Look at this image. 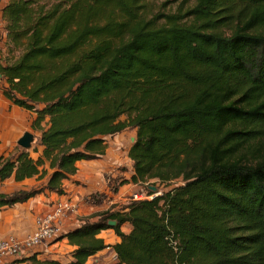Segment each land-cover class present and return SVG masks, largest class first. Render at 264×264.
I'll list each match as a JSON object with an SVG mask.
<instances>
[{
  "label": "trees",
  "instance_id": "trees-1",
  "mask_svg": "<svg viewBox=\"0 0 264 264\" xmlns=\"http://www.w3.org/2000/svg\"><path fill=\"white\" fill-rule=\"evenodd\" d=\"M172 4L8 0L2 8L3 48L17 55L0 60V90L34 115L42 152L33 159L17 146L0 156V182H47L0 194V209L64 195L76 163L103 157L107 138L127 129L135 130L132 174L118 186L178 182L63 233L75 247L69 262L16 263L87 264L109 248L118 264H264V0ZM109 229L114 245L97 237Z\"/></svg>",
  "mask_w": 264,
  "mask_h": 264
},
{
  "label": "crops",
  "instance_id": "crops-1",
  "mask_svg": "<svg viewBox=\"0 0 264 264\" xmlns=\"http://www.w3.org/2000/svg\"><path fill=\"white\" fill-rule=\"evenodd\" d=\"M0 36L5 41V32L1 15ZM33 119V114L11 104L0 90V156L7 157L13 152L18 146L17 142L22 135L25 132H30L28 130H31ZM38 137L39 133L36 132L35 141L37 144L35 143L34 146L32 145L30 149V156L33 159H37L42 152V147L38 145ZM34 148L37 150L36 152L32 151ZM110 162L108 152L103 157L96 160L79 161L76 163V175L63 182L64 195L58 196L45 192L29 199L25 203L0 209V240L9 236L22 239L30 234L35 228L36 217L49 212L52 209L53 203L60 199H69L76 208L73 213L66 215L62 219L61 226L63 233L76 228L93 215L104 211H113L115 208L108 210V207H100L98 203L95 204L94 200L90 202V200L84 198L86 195L98 191L104 194L101 198L106 197L107 200L111 198V195L118 193L119 189L123 187L117 185L118 187H116L117 189L115 191L112 185L118 179V176L112 179L110 176H104ZM46 182L47 179L39 180L36 177L17 182L13 177H8L3 182H0V194H11L21 190L26 191L33 187L43 186ZM94 219L95 218H93V220ZM124 226L126 227L125 231L122 230ZM130 228V225L125 224L121 227V231L127 234ZM97 237L103 239L108 245H114L119 242V239L111 229L101 231ZM74 249L75 247L69 245L66 239H58L56 242H51L46 246L38 247L32 252H29L23 259H27L34 255L36 260L39 261L53 260L67 263L72 260V252ZM108 253L111 254L112 260L117 261L114 252L107 248L93 257H90L87 264L91 259H93L96 264H103L104 262L101 261V258ZM18 261L19 260L11 262L7 260L6 264H30L29 262L16 263Z\"/></svg>",
  "mask_w": 264,
  "mask_h": 264
},
{
  "label": "rangeland",
  "instance_id": "rangeland-1",
  "mask_svg": "<svg viewBox=\"0 0 264 264\" xmlns=\"http://www.w3.org/2000/svg\"><path fill=\"white\" fill-rule=\"evenodd\" d=\"M7 1L8 0H0V12L2 8L4 7V5L7 3ZM151 1L156 6L166 1L173 2L171 6H172V10H174L175 6L182 0H151ZM3 46H4V40L0 36V60H5L7 62V60H10L12 56L17 55L16 53L14 55H11L5 48H3ZM1 85L2 84L0 83V86ZM28 131H30L32 134L31 146L32 145L34 146V144L36 143L35 141L36 131H32V130H28ZM134 137H135V130L127 129L121 132L120 134L107 138L106 153L108 152L109 160L111 162L109 163L108 170L106 171L104 176H110L111 179L118 176V179L112 185L113 188H116L117 185L120 184V181L129 179L132 173V165H131L130 160L127 157V153H128L129 147L131 146L133 142L132 139H134ZM177 184L178 182L174 184H166V185L162 184L161 185L159 183H154V181H150L145 184H139V185H132L129 183L121 187L118 193L111 195V198L107 199L108 201L106 200V197L101 198V196H103L104 194L98 191L91 193L89 195H86L84 198L87 200H90V202L94 200L95 204L98 203L100 207L101 206L105 208L108 207V210L114 209V208L118 209V208L125 206L129 201H131L133 196H137L136 200L148 199L147 197H150L148 193L149 191H151L150 189L151 187H154L156 189L155 195H154L156 196V195L161 194L164 191L165 192L168 191L169 189L176 186ZM125 229L126 227L124 226L122 230L125 231ZM53 242H56V240H54ZM101 261L104 262L103 264H118L117 261L112 260V256L110 253L103 256L101 258ZM88 264H96V262H94L93 259H91L89 260Z\"/></svg>",
  "mask_w": 264,
  "mask_h": 264
},
{
  "label": "built area",
  "instance_id": "built-area-1",
  "mask_svg": "<svg viewBox=\"0 0 264 264\" xmlns=\"http://www.w3.org/2000/svg\"><path fill=\"white\" fill-rule=\"evenodd\" d=\"M153 196L147 197L149 200ZM133 196L132 200H136ZM139 200V199H138ZM76 210L75 205L69 199H60L53 203L49 212L37 216L34 230L22 239L9 236L0 240V264H6L7 260L15 262L23 258L29 252L38 247L58 240L63 234L62 219ZM117 260V258L115 257Z\"/></svg>",
  "mask_w": 264,
  "mask_h": 264
},
{
  "label": "water",
  "instance_id": "water-1",
  "mask_svg": "<svg viewBox=\"0 0 264 264\" xmlns=\"http://www.w3.org/2000/svg\"><path fill=\"white\" fill-rule=\"evenodd\" d=\"M31 141H32V134L30 132H25L22 137L18 140L17 144L20 148L24 149V150H28L31 148ZM133 141V139H132ZM151 191L155 192L156 189L154 187L150 188ZM108 225L110 227H114L116 225V223L114 221H110L108 222Z\"/></svg>",
  "mask_w": 264,
  "mask_h": 264
}]
</instances>
